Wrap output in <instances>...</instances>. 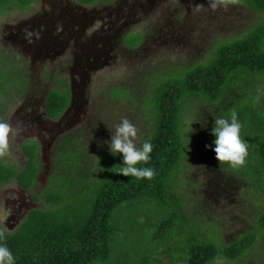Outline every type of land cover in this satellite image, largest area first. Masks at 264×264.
<instances>
[{
	"label": "rangeland",
	"instance_id": "374dc122",
	"mask_svg": "<svg viewBox=\"0 0 264 264\" xmlns=\"http://www.w3.org/2000/svg\"><path fill=\"white\" fill-rule=\"evenodd\" d=\"M47 1L51 0L27 3L7 0L0 4V66L12 74L13 85L0 93V120L11 125L8 148L0 153V158L22 168L28 159L23 145L27 140H35L40 144L38 154L42 161L38 182L31 190L21 187L17 180L0 185V225L8 231L15 230L33 208L52 205L47 201L51 186L62 192L64 188L68 198L66 207H87L106 167V153L102 149L122 158V153L113 154L107 143L121 118L127 117L136 126L134 139L137 145L147 139L139 105L128 97H113L112 88L123 86L133 95L137 91L139 98L134 100L140 103V97L149 91L150 76L177 70L181 63L214 56L221 46L220 40L237 38L264 17L261 11L229 0H216L214 9L210 6L212 0H97L83 5L85 10L78 12L98 15L84 25L83 35L90 37L106 24L108 12L114 13L118 35L109 51L110 58L101 59L90 71L86 83H69L72 99L74 95L75 104H80L79 110L74 106L58 119L50 120L44 117V97L48 88L57 86V78L62 79L70 73L72 54L66 51L56 57L35 58L31 47L29 50L23 47L31 46L25 41L30 29L31 37L35 35L33 30L40 31L38 26L43 32L50 29L51 23L42 22L45 12L44 16L48 18L53 13ZM63 1L76 7L80 5L77 0ZM135 1L137 10L130 11V5ZM92 9L98 10V14H93ZM16 32L22 43L16 41ZM246 77L236 81L238 88L248 80ZM262 79L263 75L253 77L248 82V85L252 83V93L246 92L242 97L241 93H234L231 99L236 104L238 100L243 104L250 102L251 111L259 109V103L264 101ZM24 80L25 85L21 84ZM198 108H202L201 102ZM32 117L40 122L31 120ZM204 130L201 120L192 118L189 121L186 127L188 158L182 160L176 174L179 182L175 188L177 198L187 218L182 213L181 221L166 225L168 210L157 200L148 199L147 194L124 202L113 213V223L118 225L112 254L97 264H185L193 246L191 237H207L216 243L229 244L255 227L256 212L264 209V192H259L262 188L253 178L259 168H252L249 173L243 166L237 167L240 172H232L230 166L229 170L224 169L212 156L205 157L200 139L206 136ZM67 134L72 142L83 147L88 162V165L82 164L81 181L72 177L69 166L59 165L61 157L54 159L51 154V148H58L61 136ZM262 236L258 232L257 240L242 256L229 259L220 255L208 264H264Z\"/></svg>",
	"mask_w": 264,
	"mask_h": 264
},
{
	"label": "trees",
	"instance_id": "16d2710c",
	"mask_svg": "<svg viewBox=\"0 0 264 264\" xmlns=\"http://www.w3.org/2000/svg\"><path fill=\"white\" fill-rule=\"evenodd\" d=\"M5 1L7 0H0V4ZM30 1L21 0L23 3ZM77 1L90 5L97 0ZM229 1L243 3L264 13V0ZM219 43L221 46L210 58L178 64L179 67L176 66L178 69L174 71L169 66L171 69L169 73L164 71L150 76L149 91L140 97V103L134 100L139 98L137 91L136 95H133L123 86L110 90L113 97H128L139 105V115L145 123L146 136L151 140L153 149L150 153L151 159L146 163L141 162L138 166H151L154 175L148 178L116 172L115 170L123 163L122 158L110 155V152L102 149L106 153L105 171H102L98 180L99 186L87 207L82 209L71 205L66 207L68 198L64 188L62 192L61 189H54L51 186L48 188L47 201L52 205L33 208L13 231H8L0 225V231L5 234L4 243L16 257L15 264L104 262L113 251L112 242L118 225L113 223L115 209L141 195L147 194L148 199L157 200L159 205L168 210L169 219L164 221L166 225L181 221L180 217L183 218L182 213L185 215V212L177 198L175 188L179 182L176 174L182 160L188 158L186 127L192 118H196V121L201 120L205 128L203 135L206 133V136L200 138L205 149V157L212 156V159L224 169L229 170L230 166L232 172H240L237 167L243 166L249 173H252L250 169L259 168L258 174L253 178L258 183L257 186L262 188L259 192H264V101L259 103V109L251 111L250 102L243 104L238 100L236 104L231 99L234 93H241L240 97L246 92L252 93V83L248 85V82L253 77L264 76V17L240 33L237 38L220 40ZM242 76H247L248 80L238 88L236 81L241 80ZM11 78L12 74L0 66V93L6 90L8 85L11 87ZM57 80L59 81L56 82L57 86L48 88L43 101L45 113L50 119L62 116L72 102L69 84L61 78ZM262 80L264 82V79ZM25 82L26 80L21 84L25 85ZM23 91L24 88L20 92ZM199 102L202 103L201 109L198 108ZM232 113H235L240 121L241 135L248 142V154L244 163L235 167L226 161L219 162L214 147L205 146L212 144L214 140L211 128L214 126L215 117H230ZM69 136L68 134L61 136L59 147H52L51 154L54 159L61 157L59 165L63 163L69 166L72 171L68 169V172L81 181L82 164L88 165L86 164L88 162L85 161L83 147L77 145L76 141L72 142ZM39 146L35 140L25 141L23 148L28 159L22 168L0 158V185L17 180L21 187L31 190L38 182V174L42 167L38 154ZM66 150L67 153H64ZM91 163L92 161L89 162ZM38 198L39 196H36V199ZM256 216L255 227L229 244L219 241L216 243L207 237H191L193 246L185 264H208L220 255L236 259L255 243L258 232L263 234L264 242V209L256 212Z\"/></svg>",
	"mask_w": 264,
	"mask_h": 264
},
{
	"label": "flooded vegetation",
	"instance_id": "af4514ba",
	"mask_svg": "<svg viewBox=\"0 0 264 264\" xmlns=\"http://www.w3.org/2000/svg\"><path fill=\"white\" fill-rule=\"evenodd\" d=\"M47 2L50 3V6L53 9L52 16H54L53 18L52 16L48 18L44 16L45 12L42 15V22L51 23L50 29L47 32H43L38 26L37 29L39 28L40 31L33 30V33L35 34L33 37L30 36L32 32L30 29V34L25 37V41L27 42L26 44H31V46L23 47L28 48V50L31 47V50H33L32 54H34L35 58H42L48 55L56 57L59 53L66 51L71 52L72 56L69 59L72 60L73 64L70 66L71 69L68 76L63 77L62 79L71 85L77 82L86 83L85 79L88 77L90 71L95 68L100 61H102L101 59L110 58L109 51L113 46L115 36L118 35L114 24L116 21L114 20V13H107L108 16L106 18L108 21L106 24L108 27H106V24L104 23L95 32H93L90 37H88L83 35L84 33L82 32L85 28L84 25L91 23L93 19L98 16H89L86 11H84V13L82 11L78 12L79 9L85 10L82 7H84L83 5L88 4L78 1L80 5L76 7L70 2H64L63 0H51ZM137 6L138 3L135 1L130 5L129 10H137ZM42 7L43 4L41 5V8ZM43 8H45V6ZM91 11L93 14H98L99 12L95 9H92ZM117 17L118 16H116V18ZM21 24L22 23H20V25ZM57 29L59 30L56 31ZM17 31L18 33H21L19 31V27H17ZM14 35L16 36V41L19 42L20 38L18 37H20V35L17 34V32ZM20 43L22 42L20 41ZM75 75H77L79 79H77ZM70 84L68 87L69 89ZM73 88L74 85L71 89L73 90ZM75 101L76 100L73 95L71 105L64 113L69 112V110L74 106V108L79 110L80 104H75ZM44 114V117L50 119L47 117L46 113ZM31 120H37V122H40L36 117H32Z\"/></svg>",
	"mask_w": 264,
	"mask_h": 264
},
{
	"label": "clouds",
	"instance_id": "9594fccd",
	"mask_svg": "<svg viewBox=\"0 0 264 264\" xmlns=\"http://www.w3.org/2000/svg\"><path fill=\"white\" fill-rule=\"evenodd\" d=\"M210 6L214 9L217 6L216 0H212ZM10 129L11 125L8 121L0 120V153H4L8 148ZM211 132L214 134V140L212 144L205 146L214 147L215 156L219 162L226 161L233 167L244 163L248 154V142L241 135V123L235 113H232L230 117H215ZM136 136L137 128L127 117L121 118L115 125V130L111 131V138L107 141L109 150L113 154L122 153L123 160L121 166L115 171L128 176L150 178L154 175V169L151 166L138 165L151 159L153 144L150 139H146L137 145L134 139ZM188 142L189 139L187 145ZM4 240L5 234L0 231V264H15L16 257Z\"/></svg>",
	"mask_w": 264,
	"mask_h": 264
}]
</instances>
